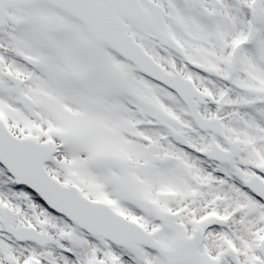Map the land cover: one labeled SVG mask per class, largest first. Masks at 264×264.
<instances>
[{"label": "snow or ice", "instance_id": "1", "mask_svg": "<svg viewBox=\"0 0 264 264\" xmlns=\"http://www.w3.org/2000/svg\"><path fill=\"white\" fill-rule=\"evenodd\" d=\"M0 264H264V0H0Z\"/></svg>", "mask_w": 264, "mask_h": 264}]
</instances>
